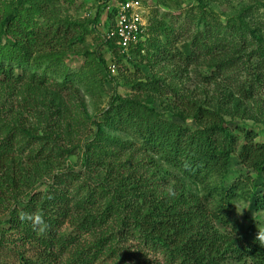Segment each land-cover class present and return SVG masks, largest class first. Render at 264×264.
I'll return each instance as SVG.
<instances>
[{"label": "trees", "instance_id": "trees-1", "mask_svg": "<svg viewBox=\"0 0 264 264\" xmlns=\"http://www.w3.org/2000/svg\"><path fill=\"white\" fill-rule=\"evenodd\" d=\"M24 1L18 0L10 8L0 0V85L22 84L30 86L32 92H49L52 106L63 119L69 117V107L89 115L87 104L78 101L77 91H71L67 98L59 84L55 89L46 85L49 74L53 77L55 73L48 64L59 60L41 51L46 46L55 47L62 30L49 23L39 24L36 15L43 5L23 7ZM53 1L60 0L44 3ZM207 1L198 0L197 8L207 11ZM250 8L243 5L238 15L234 11L226 25L217 28L206 23L203 11L194 19L208 29L181 44L178 51L177 55L185 56L189 65L184 69L187 74L175 77L191 95H178V90L172 88V119L153 117L145 109L149 104L136 100V110L119 105L108 111L104 120L94 121L95 138L86 141L85 151L81 148L85 167L96 171L89 183L72 185L62 172H54V163L39 171V158L32 166L24 164L21 160L30 147L25 145L24 135L18 128L12 130L1 124L0 207L5 219L0 220V226L7 223L8 231L17 233L14 239L22 243L15 245L23 264L33 261L22 251L28 244L38 248V264H264V225L258 228V222L252 221L243 234L233 225L238 202L248 203L256 212L264 211V141L257 140L254 129L241 127L243 143L239 145L226 116L234 119L235 110L244 113L251 105L260 104L259 93L264 91V26L256 24ZM192 15L187 12L185 17L191 20ZM151 29L147 26V31ZM157 29L164 42H172L166 33L171 29ZM144 39L132 45L142 58L144 42H151ZM105 44L114 56H130L131 47L129 52L118 54L113 41L109 39ZM100 56L108 69L103 54ZM204 61L211 73L201 76L198 66ZM56 71L58 74L61 69ZM189 77L195 84L211 89L198 84L187 89ZM67 80L65 77L62 82L66 84ZM223 107L233 109L225 112ZM189 121H193V127L187 126ZM122 126L127 128L125 132ZM109 131L121 132V144L126 147H133L132 136L140 140L139 149L149 156L143 167L138 165L142 172L137 167L122 172L124 161L108 157L115 151L100 143ZM58 151L67 157L76 150L63 143ZM234 155L243 171L237 176L231 171ZM39 181L49 187L40 190ZM23 193L29 195V200L20 208ZM230 227L233 232H229ZM109 228H113V235L106 238ZM8 231L0 230V264H13L2 257L9 241ZM87 234L93 238L84 237ZM129 234L137 238L138 245L120 247V239L126 243L124 238ZM135 248L155 251L163 257L150 260L146 253L132 257Z\"/></svg>", "mask_w": 264, "mask_h": 264}, {"label": "rangeland", "instance_id": "rangeland-1", "mask_svg": "<svg viewBox=\"0 0 264 264\" xmlns=\"http://www.w3.org/2000/svg\"><path fill=\"white\" fill-rule=\"evenodd\" d=\"M3 1L10 8H14L18 3V0ZM262 1L209 0L205 6L207 11H203V9L199 10L197 8L198 0H140L141 6L145 10V38L151 40L149 43L148 40L144 42L145 49L142 51L144 55L142 58L136 50L134 51L136 46L131 47L129 50L130 56L128 57L114 56L109 50L105 42L109 40L108 33L113 29L115 21L110 10H107L106 7L103 10L104 4L101 3L102 0H73L72 3H70V0L53 1L52 3H44L45 0H25L23 7H28L34 3L43 5L39 7L38 15H36V20L39 24L49 23L62 30L61 38L56 42L55 47L46 46V50L41 51V53L48 52L51 57L59 60L56 63L51 61L48 64L55 73H52L53 77L51 74L47 75L48 82L46 85L55 89L57 84H59L65 91L67 98L70 97L71 91H77L78 101H84L87 104V113L89 115H86V112H82L79 108L72 109L69 107V117L63 119L59 110L52 106V98L49 92H32L28 90L30 86L24 87L22 84H1L0 108H4L0 115V134L2 133L1 124L3 123L8 129L12 128V130H15L18 128V131L24 135L25 145L28 143L30 146L25 157L21 160L24 164L29 163L32 166L33 162L38 161L39 158L42 160V167L39 171H45L54 163L56 165L54 172H62L63 177L67 178L72 185L75 184L79 187L83 183H89L90 178L96 171H89L85 167V158L81 148L85 151L86 141L94 140L95 138L94 121L104 120L108 116V111H112L113 107L119 105L136 110L138 108L135 103L136 100H139L141 104L148 103L149 106L144 108L153 117L162 116L161 118L165 120L172 119L170 114L174 110L175 101L172 88L178 90V95H191L190 92L178 85L175 77L178 75L182 78L185 73L187 74V70L184 69L189 65L185 61V56L182 58V56L177 54L181 51V44L191 41L193 37L196 38L203 30L208 29L205 25L201 26L194 22V19L199 17L200 11H203L206 23L217 28L219 24H222V26L226 25L227 20L232 18L230 16H232L234 11L237 14L243 5H246V7L251 6L247 10L252 12L256 24L264 26V5ZM187 12L194 14L191 20L186 19L185 15ZM97 16H99L98 21L95 22L94 20ZM187 24L188 26H186ZM147 26L148 28L151 26L153 31H151L152 29L150 30L151 32L147 31ZM161 26H167V29L172 30L171 33L166 32L169 33L172 39L171 43L164 42L161 31L157 29V27ZM166 33H163V35ZM173 34H175L174 37H172ZM73 37H82L83 40L73 39ZM110 40L114 42L117 53H123L118 48L117 42L114 39ZM100 53L106 59L108 69L100 61ZM111 60L113 62H110ZM110 64L115 65V71L112 70ZM178 64L180 65L179 69L177 68ZM207 64L205 61L202 62V65L199 64L201 76L211 73ZM58 69H61V72L57 74L56 70ZM189 70H193V66L189 67ZM17 73L21 74V71H15L16 75ZM61 73H63V77L59 78ZM65 77L68 79L66 84L62 82ZM187 79V89H193L197 86L196 84L208 91L211 89L210 86H204L200 83L195 84V80L190 77ZM64 85L66 86L64 87ZM211 93L210 91L208 94L211 95ZM212 98L213 96L208 101H211ZM259 99L260 104L251 105L244 113L240 109L235 110L234 119L230 115H226L227 119L231 120L229 125L231 131L239 138V145L243 143L241 127L254 129L258 132L257 140L264 141L263 90L259 93ZM213 102L216 104L215 100ZM61 108L66 110L64 106ZM232 109L223 107L225 112H230ZM141 114L143 115V112ZM175 119H177L178 123H184V120ZM186 124L189 127L194 126L193 121H189ZM121 129L122 132L127 130L125 126H122ZM106 134H108L107 139L103 140L100 145L105 146V149L115 151V155H108V157L113 158V160L124 161L122 172L130 169L135 170L136 167L137 171H140L138 165L143 167L149 161V156L139 149L140 140H136L134 136H132L135 142L133 147H126L121 144V138L124 136L121 132L109 131ZM3 138L2 136L0 137V142ZM103 139L105 138L103 137ZM63 143H66L69 148L74 147L76 151L71 153L72 155L62 157L60 155L61 151H58V146ZM231 163V171L236 173V176L243 174V171H240L241 166L237 155H234ZM54 180L56 179L50 180V182L52 183ZM44 185H46L45 182H37V187L40 190H45L49 187V185ZM20 198H23V201L18 206L22 208L28 202L29 195L23 193V197ZM3 211L0 207V220L5 219ZM234 211L236 223L234 222L233 225L237 226L238 230H240L238 232L241 234L246 232L252 221L258 222V228L264 225V211L256 212L248 203L238 202ZM114 223L116 221H110L109 224ZM220 226L222 225L220 224ZM104 227L106 226L104 225ZM116 228H114V231ZM3 229L8 231L7 223H4L3 227L0 226V230ZM221 229L225 230L224 227ZM230 231L233 232L232 227L229 228ZM238 232L235 234L238 235ZM7 233L9 241L3 247V259L13 264H23L22 255L19 254L15 245V243L21 245L22 242L14 239L17 236L15 231L9 230ZM112 235L113 228H109L105 233V237L110 238ZM84 237L93 238L91 234H87ZM124 240L127 242L124 243L120 239V247L123 244L128 246L138 245L139 242L131 234ZM22 251L28 260H33L32 264H38L36 263L39 254L37 247L28 244L25 250ZM141 253H146L150 260L163 257V255L155 251L146 249L142 251L139 248L132 250L131 256L136 257Z\"/></svg>", "mask_w": 264, "mask_h": 264}, {"label": "built area", "instance_id": "built-area-1", "mask_svg": "<svg viewBox=\"0 0 264 264\" xmlns=\"http://www.w3.org/2000/svg\"><path fill=\"white\" fill-rule=\"evenodd\" d=\"M101 3L104 4L103 10L106 7L114 16L115 25L108 33V37L117 42L122 52H127L132 45L144 39L145 10L140 0H102ZM113 64L110 66L115 71L116 67Z\"/></svg>", "mask_w": 264, "mask_h": 264}]
</instances>
